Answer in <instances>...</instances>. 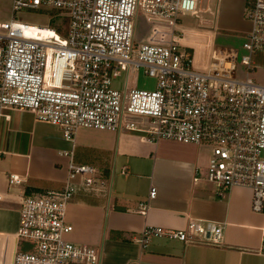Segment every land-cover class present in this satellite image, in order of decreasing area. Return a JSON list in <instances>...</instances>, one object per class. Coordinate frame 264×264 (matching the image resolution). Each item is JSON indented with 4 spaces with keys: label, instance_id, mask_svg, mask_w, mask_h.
<instances>
[{
    "label": "built area",
    "instance_id": "1",
    "mask_svg": "<svg viewBox=\"0 0 264 264\" xmlns=\"http://www.w3.org/2000/svg\"><path fill=\"white\" fill-rule=\"evenodd\" d=\"M198 3L13 0L12 19L0 22V123L17 109L59 127L73 143L81 128L145 131L151 142L209 143L205 178L218 195L248 187L252 210L264 212V80L252 76L256 56L264 55V0H246L253 26L243 37L242 54L235 47L212 48L208 38L191 39L181 18L196 14ZM23 10L56 11L67 21L64 33L52 29L47 36L17 21ZM140 14L150 29L138 40ZM241 65L243 76L237 74ZM139 70L156 78L153 90L128 87L129 73ZM123 73L120 89L114 81ZM61 154L70 157L63 187L22 197L16 232L0 234V264H99L96 248L68 239L74 227L66 215L80 187H103L105 181L94 166L76 163L73 150ZM9 182L21 178L10 174ZM155 194L153 187L150 196ZM154 236L219 245L223 225L192 219L183 229L146 226L138 240L146 247Z\"/></svg>",
    "mask_w": 264,
    "mask_h": 264
},
{
    "label": "crops",
    "instance_id": "2",
    "mask_svg": "<svg viewBox=\"0 0 264 264\" xmlns=\"http://www.w3.org/2000/svg\"><path fill=\"white\" fill-rule=\"evenodd\" d=\"M211 10L216 14L214 27L183 25V16ZM183 16L181 27L194 34L191 39L208 38L210 44L221 34L244 36L253 26L246 0H199L197 13ZM6 113L0 123V234L16 232L23 196L63 187L70 157L61 151L73 150L75 162L94 166L105 185L77 190L67 209L66 219L74 227L68 239L96 248L99 264H264V212L252 210L248 187L235 186L218 195L205 178L209 160L199 158L200 146L166 139L151 142L145 131L124 128H81L73 143L59 127L29 111ZM10 174L21 182L10 184ZM153 187L156 194L151 197ZM192 219L222 224V243L154 236L143 247L138 240L146 226L183 229Z\"/></svg>",
    "mask_w": 264,
    "mask_h": 264
},
{
    "label": "rangeland",
    "instance_id": "3",
    "mask_svg": "<svg viewBox=\"0 0 264 264\" xmlns=\"http://www.w3.org/2000/svg\"><path fill=\"white\" fill-rule=\"evenodd\" d=\"M12 1L13 0H0V21H8L12 19ZM215 10H211L210 12L199 14L195 17H184L183 16V25L191 26V27H214L215 19H216ZM17 21H20L22 23H27L34 26L39 27H46L50 28L53 26L52 20H57L59 17L56 14H52L50 12L46 11H29V10H23L16 13ZM229 22L233 21L232 18L225 19ZM150 29L149 23L146 21L145 17L143 15H139V18L137 20V39L141 40L143 39L146 34L148 33ZM229 31H237L236 29H226ZM59 33V32H58ZM230 36H226L224 34L219 35L214 39V42L212 44V48L219 47V46H232L235 48H238L240 50V53L242 54L244 51L242 49V44L244 42V36L239 34H228ZM194 39V37H193ZM202 40L201 38H197L195 36V40L199 41ZM241 58V56H240ZM257 59V73L252 74L254 78H256L259 82H263L264 80V55L259 54L256 56ZM244 67L241 65L239 67V72L237 74L243 76L244 74ZM126 73H123L121 77L116 79L114 81V85L117 88H124L125 82H126ZM156 78L151 77L144 73L143 70H139L137 72H130L128 76V87H137L139 89H148L153 90L156 85ZM140 119V118H136ZM174 142V141H173ZM174 144H180L175 142ZM182 146H188L193 147L192 144H181ZM200 146V152H199V158L201 160H205L208 162L210 154L212 152L213 145L209 143H205ZM208 165V163H207ZM155 238V237H152Z\"/></svg>",
    "mask_w": 264,
    "mask_h": 264
},
{
    "label": "trees",
    "instance_id": "4",
    "mask_svg": "<svg viewBox=\"0 0 264 264\" xmlns=\"http://www.w3.org/2000/svg\"><path fill=\"white\" fill-rule=\"evenodd\" d=\"M50 13H51V15H52V14H56V11L52 10V11H50ZM66 22H67L66 20H64V21L61 22L60 19H58V21L53 19V20H52V24H53V26L50 27V28H52V29H57L59 32H63V33H64L63 25H64Z\"/></svg>",
    "mask_w": 264,
    "mask_h": 264
},
{
    "label": "bare ground",
    "instance_id": "5",
    "mask_svg": "<svg viewBox=\"0 0 264 264\" xmlns=\"http://www.w3.org/2000/svg\"><path fill=\"white\" fill-rule=\"evenodd\" d=\"M35 28H36L37 30H39L38 32H41V33L44 34V35L49 36V35L53 34V30H52V28L39 27V26H35Z\"/></svg>",
    "mask_w": 264,
    "mask_h": 264
}]
</instances>
